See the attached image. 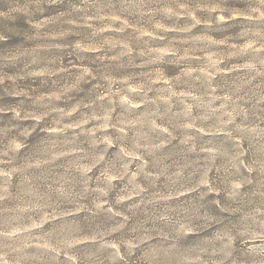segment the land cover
I'll use <instances>...</instances> for the list:
<instances>
[{"label":"rangeland","instance_id":"rangeland-1","mask_svg":"<svg viewBox=\"0 0 264 264\" xmlns=\"http://www.w3.org/2000/svg\"><path fill=\"white\" fill-rule=\"evenodd\" d=\"M0 264H264V0H0Z\"/></svg>","mask_w":264,"mask_h":264}]
</instances>
